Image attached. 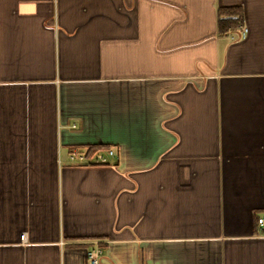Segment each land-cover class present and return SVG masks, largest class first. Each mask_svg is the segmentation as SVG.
Returning a JSON list of instances; mask_svg holds the SVG:
<instances>
[{
	"label": "crops",
	"instance_id": "0c3cea01",
	"mask_svg": "<svg viewBox=\"0 0 264 264\" xmlns=\"http://www.w3.org/2000/svg\"><path fill=\"white\" fill-rule=\"evenodd\" d=\"M258 218L264 0H0V264H264Z\"/></svg>",
	"mask_w": 264,
	"mask_h": 264
},
{
	"label": "built area",
	"instance_id": "2783aa9c",
	"mask_svg": "<svg viewBox=\"0 0 264 264\" xmlns=\"http://www.w3.org/2000/svg\"><path fill=\"white\" fill-rule=\"evenodd\" d=\"M238 38H244L248 32L244 26L236 29ZM114 152L111 149H104L93 154H89L87 149L70 148L68 151V162L74 166H88V165H106L108 158L113 157ZM257 224L260 229H264V219L258 218ZM101 254V250L95 247L92 250L86 251V259L90 264H99L98 257Z\"/></svg>",
	"mask_w": 264,
	"mask_h": 264
},
{
	"label": "trees",
	"instance_id": "16d2710c",
	"mask_svg": "<svg viewBox=\"0 0 264 264\" xmlns=\"http://www.w3.org/2000/svg\"><path fill=\"white\" fill-rule=\"evenodd\" d=\"M217 14V26L220 34H226L243 26L244 17L241 6L219 8ZM104 149L105 147L91 146L87 148V152L93 154Z\"/></svg>",
	"mask_w": 264,
	"mask_h": 264
}]
</instances>
